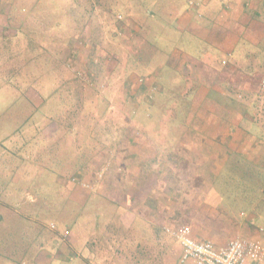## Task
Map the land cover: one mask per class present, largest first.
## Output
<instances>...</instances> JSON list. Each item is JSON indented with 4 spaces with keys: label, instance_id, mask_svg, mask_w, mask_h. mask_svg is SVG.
Returning a JSON list of instances; mask_svg holds the SVG:
<instances>
[{
    "label": "rangeland",
    "instance_id": "374dc122",
    "mask_svg": "<svg viewBox=\"0 0 264 264\" xmlns=\"http://www.w3.org/2000/svg\"><path fill=\"white\" fill-rule=\"evenodd\" d=\"M188 3L0 0V264H166L161 259L175 243L167 229L189 222L163 221L162 231L140 232L125 226L118 207L99 190L113 178L123 202L118 153L126 150L121 134L127 125L141 124L157 142L163 137L156 127H172L164 111L170 103L156 107L152 121L136 118L130 87L166 59L161 44L170 50L179 42L176 17ZM87 147L100 158L83 169L91 191L71 182L84 178L79 166L89 158ZM257 168L225 166L224 183L213 186L226 191L224 203L229 194H247L250 208L264 186V175L250 174ZM243 203L236 200L234 207ZM131 207L138 210L135 202ZM258 228L264 244V225ZM64 230L69 237L61 236Z\"/></svg>",
    "mask_w": 264,
    "mask_h": 264
},
{
    "label": "crops",
    "instance_id": "0c3cea01",
    "mask_svg": "<svg viewBox=\"0 0 264 264\" xmlns=\"http://www.w3.org/2000/svg\"><path fill=\"white\" fill-rule=\"evenodd\" d=\"M188 2L176 17L179 42L172 43L170 50L158 45L166 59L130 87L133 101L138 100L136 118L152 121L153 110L170 103L164 111L173 118L172 127L154 125L163 137L157 142L141 124L133 121L129 127L132 119L125 116L128 128L122 130L121 141L126 150L118 153L125 169L123 202L117 194L120 184L113 178L107 177L99 192H105L118 207L126 227L140 232L162 231L163 221L175 225L180 220L191 224L184 226L191 228L194 237L218 247L234 238L262 242L258 227L264 225V209H259L258 200L248 209L235 208L223 202L226 191L213 186L224 183L220 178L230 162L246 160L264 169V91L260 90L264 77V15L260 9L264 2ZM88 148L89 158L79 166L81 175L84 168L100 160ZM85 150L80 148V154ZM78 176L93 189L90 176ZM134 202L138 210L131 207ZM167 247L161 260L174 264L181 247L176 242Z\"/></svg>",
    "mask_w": 264,
    "mask_h": 264
},
{
    "label": "built area",
    "instance_id": "2783aa9c",
    "mask_svg": "<svg viewBox=\"0 0 264 264\" xmlns=\"http://www.w3.org/2000/svg\"><path fill=\"white\" fill-rule=\"evenodd\" d=\"M260 88L264 91V77ZM72 182L90 188L79 178H73ZM51 228L55 230L56 227L52 225ZM167 232L181 247V255L174 264H264V244L259 240L234 238L218 247L211 241L194 237L188 226L167 229ZM61 236L69 237L70 231L64 230Z\"/></svg>",
    "mask_w": 264,
    "mask_h": 264
},
{
    "label": "trees",
    "instance_id": "16d2710c",
    "mask_svg": "<svg viewBox=\"0 0 264 264\" xmlns=\"http://www.w3.org/2000/svg\"><path fill=\"white\" fill-rule=\"evenodd\" d=\"M243 165H245L247 167V169H250V167H253V166L255 167V165H253V163L248 162L246 160H241V161L239 160V162L237 161L234 166H236V167H238V166L243 167ZM257 169L258 170H256V171H251L250 174L251 175H254V176L260 175V174L261 175H264L263 174L264 173V169H259V168H257ZM218 184H220V183H218ZM220 185L222 186V184H220ZM257 188H259V189L258 190L255 189L256 190V199L254 200V202H256L258 200V202H259L258 204L260 205V208L259 209L262 210V209H264V196L262 198V202H260L259 198H260V193H263V195H264V186H262V185L259 184V186ZM238 189H240V188H238ZM217 190L220 191V192L225 191L224 189H221L220 190L219 188ZM262 190H263V192H262ZM241 191L245 192V191H248V189L247 188H244V190H241ZM248 197L249 196L247 194H242L241 198H239V199H236L235 197L231 196V198H232L231 201L233 200V204L232 205H234V201H236V200L237 201L242 200L244 203L241 206H244L245 207V204L247 202H249V198ZM231 201L225 202V204H231ZM262 206H263V208H262Z\"/></svg>",
    "mask_w": 264,
    "mask_h": 264
}]
</instances>
